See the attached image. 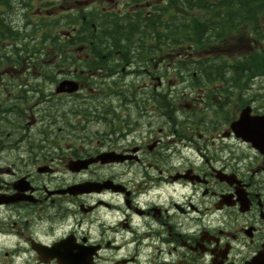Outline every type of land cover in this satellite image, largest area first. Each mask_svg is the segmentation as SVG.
Instances as JSON below:
<instances>
[{"label": "flooded vegetation", "instance_id": "flooded-vegetation-1", "mask_svg": "<svg viewBox=\"0 0 264 264\" xmlns=\"http://www.w3.org/2000/svg\"><path fill=\"white\" fill-rule=\"evenodd\" d=\"M167 1L108 13L105 0H0V83H13L0 119L43 122L58 96L81 128L94 123L77 138L0 140V264H56L42 261L54 243L90 264H264V149L230 128L243 106L264 111V92L238 103L219 74L189 76L197 93L177 86L188 78L173 56L189 45L173 52ZM61 80L80 89L55 94ZM100 153L112 156L67 168Z\"/></svg>", "mask_w": 264, "mask_h": 264}, {"label": "trees", "instance_id": "trees-1", "mask_svg": "<svg viewBox=\"0 0 264 264\" xmlns=\"http://www.w3.org/2000/svg\"><path fill=\"white\" fill-rule=\"evenodd\" d=\"M199 7L213 12L211 18L214 22L205 21L204 27L214 26L220 20V29H231L236 33H241V28L245 24H252L258 20L256 14L250 15L248 12H264V0H220L218 2L205 0L198 2ZM220 30L219 28H216ZM261 58V57H260ZM259 65L264 68V64L259 60ZM259 70V67L256 66ZM208 69L211 70L210 67ZM237 73L252 74L253 65L248 61H236ZM249 71V72H248Z\"/></svg>", "mask_w": 264, "mask_h": 264}, {"label": "rangeland", "instance_id": "rangeland-1", "mask_svg": "<svg viewBox=\"0 0 264 264\" xmlns=\"http://www.w3.org/2000/svg\"><path fill=\"white\" fill-rule=\"evenodd\" d=\"M200 16H202V14L200 13L199 14ZM204 19H205V16H204ZM247 46V45H246ZM24 52H25V50H24ZM23 52V53H24ZM25 75H28L29 76V74H20V75H18L16 78H18L19 80H22L23 78H24V76ZM9 78H12V77H9ZM264 80V79H263ZM75 108H77V107H75ZM60 110V109H59ZM79 117V116H78ZM66 124H69L70 123V120H68V119H66L65 121H64ZM23 124V123H22ZM21 126H23V133H25V134H28L29 135V137H31L32 139H36L38 136L40 137V132H39V130H38V126H36V125H34V124H31L30 126H29V129L28 128H25L24 127V125H21ZM62 126H64V124H63V122L62 121H58L56 124H54V125H52L51 126V128H50V130H52L53 132H55V133H57V134H59V135H64V138H69V137H71V134L67 131V129L65 128V129H61L62 128ZM8 130H10L11 129V127H8L7 128ZM4 135H5V133H4ZM13 137V136H12Z\"/></svg>", "mask_w": 264, "mask_h": 264}, {"label": "water", "instance_id": "water-1", "mask_svg": "<svg viewBox=\"0 0 264 264\" xmlns=\"http://www.w3.org/2000/svg\"><path fill=\"white\" fill-rule=\"evenodd\" d=\"M244 121V120H243ZM255 123H257V121H255ZM264 126V118H263V123H262V127Z\"/></svg>", "mask_w": 264, "mask_h": 264}, {"label": "bare ground", "instance_id": "bare-ground-1", "mask_svg": "<svg viewBox=\"0 0 264 264\" xmlns=\"http://www.w3.org/2000/svg\"><path fill=\"white\" fill-rule=\"evenodd\" d=\"M65 226V225H64Z\"/></svg>", "mask_w": 264, "mask_h": 264}]
</instances>
